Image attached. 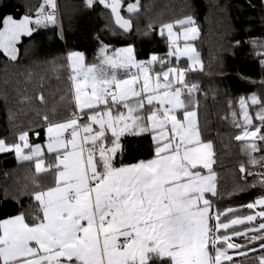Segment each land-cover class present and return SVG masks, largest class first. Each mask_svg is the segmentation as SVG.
Returning a JSON list of instances; mask_svg holds the SVG:
<instances>
[{
  "label": "snow or ice",
  "instance_id": "snow-or-ice-1",
  "mask_svg": "<svg viewBox=\"0 0 264 264\" xmlns=\"http://www.w3.org/2000/svg\"><path fill=\"white\" fill-rule=\"evenodd\" d=\"M82 3L101 6L125 33L143 9L141 0ZM122 6L132 15L125 18ZM57 8L56 0H43L34 13L0 18V52L16 61L22 37L49 23L59 27ZM165 34L166 55L146 60L132 44L111 50L102 44L90 64L84 53L70 52L74 95L64 116L55 105L47 108L42 85L36 96H21V104L46 109L36 115L47 142L33 144L31 129L13 142L0 138V154L12 153L34 169L23 189L29 209L0 220V264H264V194L242 205L243 215L212 199H224L217 154L200 122L203 90L188 79L204 71L194 44L197 21L188 15L165 23ZM255 55L264 67V44ZM238 105L236 111L229 101L233 139L247 162L239 167L243 183L229 198L249 188L264 191V94L241 96ZM145 135L153 140V158L123 164L124 139Z\"/></svg>",
  "mask_w": 264,
  "mask_h": 264
},
{
  "label": "trees",
  "instance_id": "trees-1",
  "mask_svg": "<svg viewBox=\"0 0 264 264\" xmlns=\"http://www.w3.org/2000/svg\"><path fill=\"white\" fill-rule=\"evenodd\" d=\"M57 2L62 26L58 23L59 27L54 25L36 30L32 37H22L16 61L8 60L0 52V138L13 142L21 130L31 129L33 144L45 142V129L36 112L43 113L46 109L35 103L29 106L19 102L22 95L39 94L41 85L48 97L47 108L55 105L61 116L67 114L73 95L66 61L69 49L82 51L88 62L96 61L102 44L110 50L132 44L140 60L153 53L165 56L168 47L158 27L191 15L200 28V37L194 44L201 53L204 71L190 73L188 79L198 82L203 90L199 97L200 122L206 137L214 142L217 154L214 169L224 196L223 200L212 199L221 209L231 206L242 214L245 209L239 208V203L247 204L264 193L257 187L230 198L227 195L238 183H243L239 167L247 162L239 143L233 139L236 130L229 101L239 111L241 96L264 94V85L260 83L264 81V67L255 55L258 44H264V0H141L143 9L134 17V28L129 33L120 32L114 18L101 6L88 9L82 0ZM130 2L122 0V5ZM42 3L43 0H0V18L12 15L19 19L34 13ZM122 14L125 18L126 14L132 15L123 6ZM145 30H149L148 35H143ZM253 41L258 43L254 45ZM184 61L187 63L186 59L181 63ZM60 97H64L62 103H58ZM124 145L126 151L119 158L123 164L153 158L151 136L126 137ZM33 172L29 162L18 161L12 153L0 154V220L29 209L32 201L23 195V189L31 186Z\"/></svg>",
  "mask_w": 264,
  "mask_h": 264
},
{
  "label": "rangeland",
  "instance_id": "rangeland-1",
  "mask_svg": "<svg viewBox=\"0 0 264 264\" xmlns=\"http://www.w3.org/2000/svg\"><path fill=\"white\" fill-rule=\"evenodd\" d=\"M56 2H57V0H56ZM57 5H58V2H57ZM57 11L59 12V6H58V8H57ZM56 16H57V23H60V25L62 26V22H61V17L59 16L58 17V15H57V13H56ZM126 17H129V15L128 14H126ZM163 24H161L159 27H158V32H159V34H160V29H161V26H162ZM198 25V24H197ZM52 26H54L53 24H51V23H49L48 24V26L47 27H40V28H38L39 30L40 29H43V28H48V27H52ZM198 27H199V25H198ZM200 29V28H199ZM118 30H120V32H121V29H118ZM165 36V40H166V44H167V47H168V41H167V38H166V34L164 35ZM118 48H121V47H117V48H113V49H118ZM197 49V48H196ZM82 52V51H80V50H75V49H69L68 51H67V53H66V61H67V66H68V69H69V74H70V76L69 77H71L72 76V71H71V64H70V61L68 60V55H69V53L70 52ZM198 51V53L200 54V56H201V53H200V51L199 50H197ZM83 53V52H82ZM165 53H167V52H165ZM202 57V56H201ZM174 59V58H173ZM183 59V58H182ZM182 59H181V61H182ZM186 59V58H185ZM85 62L86 63H88V64H90V63H93V62H88L87 61V59H86V56H85ZM70 85H71V88H72V93H73V95H74V89H73V87H72V81H71V79H70ZM46 140H47V138H46ZM44 144H46V142H44L43 144H41L40 143V145L41 146H43ZM18 160V159H17ZM19 161V160H18ZM259 197V196H258ZM254 200V199H253ZM242 205H245V204H243V203H239V208H242ZM247 213V210L245 209V211L244 212H242V215L243 214H246Z\"/></svg>",
  "mask_w": 264,
  "mask_h": 264
},
{
  "label": "crops",
  "instance_id": "crops-1",
  "mask_svg": "<svg viewBox=\"0 0 264 264\" xmlns=\"http://www.w3.org/2000/svg\"><path fill=\"white\" fill-rule=\"evenodd\" d=\"M37 30H39V29H37ZM185 58H183L182 60H184ZM202 59V58H201ZM182 64H186V62L184 61ZM46 135V134H45ZM47 138V137H46ZM45 142H47V140L45 139ZM152 142H153V140H152ZM43 146H46V144H44ZM152 159V158H151ZM149 160V159H148ZM207 195H209V194H207ZM261 196V195H260ZM256 198H258V197H256ZM255 198V199H256ZM12 217H14V216H12ZM10 218V217H9ZM6 219H8V218H6Z\"/></svg>",
  "mask_w": 264,
  "mask_h": 264
},
{
  "label": "built area",
  "instance_id": "built-area-1",
  "mask_svg": "<svg viewBox=\"0 0 264 264\" xmlns=\"http://www.w3.org/2000/svg\"><path fill=\"white\" fill-rule=\"evenodd\" d=\"M249 181H253V177H251V176L247 177V182H249Z\"/></svg>",
  "mask_w": 264,
  "mask_h": 264
},
{
  "label": "water",
  "instance_id": "water-1",
  "mask_svg": "<svg viewBox=\"0 0 264 264\" xmlns=\"http://www.w3.org/2000/svg\"><path fill=\"white\" fill-rule=\"evenodd\" d=\"M121 14H122V10H121ZM123 15V14H122ZM114 18V17H113ZM118 27V26H117ZM119 28V27H118Z\"/></svg>",
  "mask_w": 264,
  "mask_h": 264
}]
</instances>
